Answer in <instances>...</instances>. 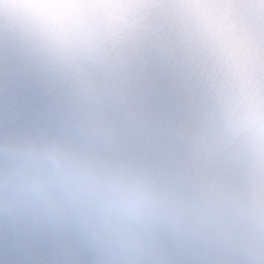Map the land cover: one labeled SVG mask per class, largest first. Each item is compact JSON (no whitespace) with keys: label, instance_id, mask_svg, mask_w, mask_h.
Segmentation results:
<instances>
[{"label":"clouds","instance_id":"obj_1","mask_svg":"<svg viewBox=\"0 0 264 264\" xmlns=\"http://www.w3.org/2000/svg\"><path fill=\"white\" fill-rule=\"evenodd\" d=\"M165 12L179 38L129 53L125 21ZM5 39L43 103L0 120V225L86 264H264V0H0Z\"/></svg>","mask_w":264,"mask_h":264},{"label":"water","instance_id":"obj_2","mask_svg":"<svg viewBox=\"0 0 264 264\" xmlns=\"http://www.w3.org/2000/svg\"><path fill=\"white\" fill-rule=\"evenodd\" d=\"M183 18L178 14L132 16L125 21L121 39L127 51L143 59L148 48L179 38ZM42 71L39 54L23 39H5L0 46V120L13 122L23 132L42 106L33 77ZM204 92L211 96L215 82L210 71H201ZM163 156V150L154 149ZM164 160L161 159V163ZM0 264H86V258L70 249L69 243L40 234L22 223L0 225ZM210 264V262H209Z\"/></svg>","mask_w":264,"mask_h":264}]
</instances>
